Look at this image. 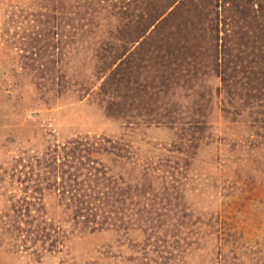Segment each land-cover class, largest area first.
Segmentation results:
<instances>
[{
	"label": "rangeland",
	"instance_id": "1",
	"mask_svg": "<svg viewBox=\"0 0 264 264\" xmlns=\"http://www.w3.org/2000/svg\"><path fill=\"white\" fill-rule=\"evenodd\" d=\"M38 1L0 0V264L264 251V0Z\"/></svg>",
	"mask_w": 264,
	"mask_h": 264
},
{
	"label": "trees",
	"instance_id": "2",
	"mask_svg": "<svg viewBox=\"0 0 264 264\" xmlns=\"http://www.w3.org/2000/svg\"><path fill=\"white\" fill-rule=\"evenodd\" d=\"M49 1H51V0H46V2H48L47 5H45V3L41 4L38 1L39 8H41L42 6H44V7L48 6ZM53 1H56L58 3H60V2L67 3L66 7L61 5L60 7H63V8H60L57 5H53V8L51 9V10L54 11V16H52V19H54V18L56 20L59 19L60 24H63L62 23L63 21L61 20L62 18L66 19V20L68 19L67 17H64V16H67L66 14L68 13V12H65L66 9L69 10V8H72V7L75 8V4L79 3L78 0H53ZM58 3H56V4H58ZM97 3H99V2L97 1ZM45 9H48V8H44V10ZM57 15H59L60 17L59 18L56 17ZM56 27H57V25H56ZM58 33L59 32H55V35L57 34V36H59ZM108 45H109V43L107 41H105L103 43L104 47H106V46L108 47ZM112 47L113 46H111V48ZM112 49H114V48H112ZM112 49L111 50H109L108 48L105 49V52H108L109 55L111 56V58H112L111 61H109V62L105 61V59L108 58V56H107L108 53L107 54L105 53L104 55L99 57V59H101V69L99 70L100 72L103 71L102 67L104 68V66H103L104 64H106L108 66L111 65L115 61V58H118V55H120L116 48H115L116 50L114 49V51ZM122 66L125 67L126 70L129 69L127 67L128 63L127 62H122V60H121L115 66L114 69H111L109 71L108 75H106L105 81H103V83L100 85V89L105 94V96L107 95L108 92L111 93L112 90L116 91L118 89V88L114 87V85L119 84L120 81L121 82H125L126 81V79H125V75L126 74H125L124 70L122 69ZM102 102H106V105H103V106H104V110L107 112V114L108 115H113L114 112H115L113 108L117 106V104L114 102V96H110L108 100L103 99ZM124 108L126 109L127 106L126 107L123 106L121 108L122 111L124 110ZM129 108H131V107L129 106ZM132 108H136V107H132ZM248 257H249L248 255L242 256L241 257V264H246L245 262H249L248 264H264V251L263 250H259L257 252H253V255L251 257H249V258ZM233 258H238V257L234 256ZM235 260L239 261L238 259H235ZM231 261H233V259H231ZM227 264H236V263L230 262V263H227ZM239 264H240V262H239Z\"/></svg>",
	"mask_w": 264,
	"mask_h": 264
}]
</instances>
